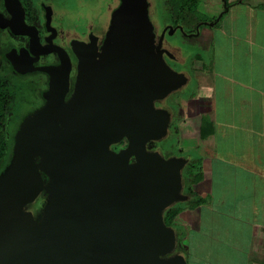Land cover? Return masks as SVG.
<instances>
[{"label": "water", "instance_id": "1", "mask_svg": "<svg viewBox=\"0 0 264 264\" xmlns=\"http://www.w3.org/2000/svg\"><path fill=\"white\" fill-rule=\"evenodd\" d=\"M117 1L102 42L73 46L70 95L69 65L46 70L44 104L13 135L0 173V264H187L164 214L191 201L189 160L147 145L167 138L164 103L189 77L167 64L180 48L153 25L150 2Z\"/></svg>", "mask_w": 264, "mask_h": 264}, {"label": "rangeland", "instance_id": "2", "mask_svg": "<svg viewBox=\"0 0 264 264\" xmlns=\"http://www.w3.org/2000/svg\"><path fill=\"white\" fill-rule=\"evenodd\" d=\"M67 1L69 5L65 7L64 11L67 12L68 16L72 19L78 17L85 19L99 17L101 22L102 15L101 25L104 30L108 25L110 11L118 5L117 0ZM148 1L150 2V19L158 32L165 25H173L172 20L165 11V0ZM228 1L232 2V4L234 3V0ZM243 1L249 5L250 1L258 4L264 0H250L248 3L247 0ZM236 2L240 3V0ZM239 3L229 8L228 12H224L225 4L223 0H201L197 8V17L201 21L200 24L202 26L198 33L192 36L175 33L166 38L170 44L180 48V51L177 52V62L180 61V64L184 66L183 70L189 72L193 79L181 91L172 94L169 101H165L164 106L168 104L175 113V116L170 123L167 138L163 142H158L157 148L162 153L165 152L167 156L178 155L187 159L190 156L192 161L188 160L191 161L189 162L192 166L191 168L196 165L198 156L200 158H204L205 155L207 156L206 149H212L213 152L214 149H224L225 146L228 149L227 146L239 145V142H243V134L239 131V127L233 130V133L236 134V141L231 143H225L224 140L219 142V132L216 129L214 134L212 133V141L214 140V136H218L217 139L215 137L213 148L208 146V141L212 134L207 141L203 140L205 143L201 144V140L197 137L202 116H207L208 120H212L211 115L208 116V105L209 101H211L208 76H211L210 72L215 68H221L222 72V69L227 67L232 55V48L226 43L221 30L225 29L239 36L247 34L252 25L253 17L248 16L249 11L247 7ZM221 13L222 16L218 19L217 17ZM213 16L216 17L215 24L210 22V18ZM214 52H218L220 56L219 63L217 58H215ZM197 55L199 56L198 59L196 58ZM235 58L236 62H229L228 64L231 67L229 73H231L233 67H244L247 63L243 56L237 55ZM169 65L176 71L179 70L178 65L176 66L171 60H169ZM239 76L237 74V77ZM214 79L216 82H219L217 85L221 87L227 83L223 79V76L222 78L216 76ZM218 93L222 94V91ZM234 93L235 88L232 89V94ZM222 104V100L216 103L215 109L217 113L223 112ZM28 106L29 104L22 105L20 102V113L23 114L25 110L29 112L30 110L28 109L30 108ZM231 113L229 112V114ZM229 114H221L217 122H222L224 115L230 117L231 115ZM233 116L237 117V115ZM213 155L214 153L211 156L213 157ZM218 183H220L219 179L213 181L212 191L203 193L199 199V204H197L198 201L194 203L195 201L189 200L188 202L176 205L177 208L182 210L181 217L185 220H179L174 226V231L178 234L180 251L186 256L187 264H264V259L263 261H259V257L254 253V250L258 247L255 236H260L259 234L264 232V226L256 227L257 229L253 226L249 229L248 226H244L242 223L244 220L249 219H243L239 215L233 219L224 214L220 215L222 203H220L221 200L218 196L223 195L225 191L222 188L219 189ZM189 196L192 198L196 197L194 193ZM195 204L197 205L194 206ZM37 206L36 203L31 207L34 210ZM212 210H216L215 213L217 214L212 213ZM229 212L237 214L238 207L235 209V212L234 209ZM260 220L264 221V219ZM252 247L255 248L251 249Z\"/></svg>", "mask_w": 264, "mask_h": 264}, {"label": "crops", "instance_id": "3", "mask_svg": "<svg viewBox=\"0 0 264 264\" xmlns=\"http://www.w3.org/2000/svg\"><path fill=\"white\" fill-rule=\"evenodd\" d=\"M236 1L234 0L233 4L228 2L232 7L239 3ZM241 2L245 3V1L240 0L239 4L247 7L248 16L253 17L249 32L237 36L225 29L221 31L226 43L232 48L228 64L236 62L237 55L243 56L247 63L244 67H233L231 73H229L231 67L228 64L222 72L221 68L211 70V76H208L211 100L208 105V116L211 115L213 134L218 129L219 142L221 140L225 143L235 142L236 134L233 130L238 127L243 134V142H239V145L234 143L236 146H227L228 149L226 146L224 149H214L213 152L212 149H206L207 156L205 155L204 158L198 156L192 170L202 177V180L194 186V196L201 197L203 193L212 191L213 181L219 179V189L222 188L225 191L223 195L218 196L222 203L219 214L232 219L238 215L243 219H249L250 221L244 220L242 223L250 229L253 226L255 228L264 226V221L260 220L264 219V8H253L259 4L264 5V1L258 4L250 1L254 6ZM214 53L219 63L220 56L218 52ZM237 74L240 76L237 77ZM216 76L221 78L223 76L227 83L222 87L217 85L219 82L215 81ZM234 88L235 93L232 94ZM219 91H222V94L218 93ZM220 100L223 101V112L217 113L215 105ZM229 112L232 113L229 114ZM223 113L231 116L224 115L223 121L217 122ZM199 129L200 126L197 137H199ZM213 134L208 141L210 148H213L215 137L216 139L218 137L214 136L212 141ZM203 142L201 140L200 144ZM212 153H214L213 157ZM237 207L239 214L229 212L232 209L235 212ZM215 212L216 210H212V213ZM259 235L255 236L258 247L254 253L259 257V261H263L264 232Z\"/></svg>", "mask_w": 264, "mask_h": 264}, {"label": "flooded vegetation", "instance_id": "4", "mask_svg": "<svg viewBox=\"0 0 264 264\" xmlns=\"http://www.w3.org/2000/svg\"><path fill=\"white\" fill-rule=\"evenodd\" d=\"M17 1L0 0V75L10 76L26 87V94L23 95L21 104H29L30 109L28 110L32 112L45 102L43 93L48 89L50 80V75L46 70L58 68L62 63L69 65L68 97L75 82L78 64L73 46L76 42H88L90 37L96 38L97 43L102 42L106 29L104 30L101 25L102 15L101 22L99 17L72 19L64 11L69 5L67 0ZM19 5L24 13V21L20 19ZM7 7L11 8L10 13ZM180 27L179 24L165 25L159 33L167 28L165 38L169 36L168 32L171 29L172 34H181ZM182 34L188 36V34ZM172 62L178 65V71L187 72L183 70L184 66L180 64V61L177 62V57ZM167 64L169 65L168 59ZM13 65L19 71L14 69ZM186 74L190 82L193 78L189 72ZM171 96L166 101H169ZM164 107L171 112L173 117L175 116L168 104ZM25 112L28 111L25 110L24 114ZM126 145L127 142L123 147L113 146L112 149L116 152ZM153 148L158 149L157 143L147 145V149ZM163 155L167 156L165 152Z\"/></svg>", "mask_w": 264, "mask_h": 264}, {"label": "trees", "instance_id": "5", "mask_svg": "<svg viewBox=\"0 0 264 264\" xmlns=\"http://www.w3.org/2000/svg\"><path fill=\"white\" fill-rule=\"evenodd\" d=\"M227 9L231 7L228 0H224ZM201 0H165V11L169 18L172 20L173 25H181L183 33L195 35L198 33L202 24L197 17V8ZM242 4H245L241 2ZM248 3V2H247ZM248 5V4H246ZM251 3H249V6ZM254 6V5H251ZM253 8H264V5L259 4ZM228 12V10H227ZM216 17L210 18V22L215 24ZM200 24V25H199ZM204 25V24H203ZM186 30V31H185ZM198 59L199 56L197 55ZM26 94V87L19 81L12 79L10 76L0 75V173L9 162V158L12 150L13 135L21 122V120L28 115L20 113L21 108L19 107L23 95ZM22 95V96H21ZM213 133V124L207 116H202L199 138L200 140H206ZM126 144V140H122L116 147H123ZM190 163L185 167L183 171V177L185 179V193L192 195L194 193V186L201 181V175H198L192 171ZM191 197V196H190ZM200 197L191 198L199 204ZM43 202L40 199L37 203L39 206ZM195 204L194 206H196ZM176 207V206H175ZM171 208L164 214V221L166 225L174 227L178 221H184L181 217V209Z\"/></svg>", "mask_w": 264, "mask_h": 264}]
</instances>
